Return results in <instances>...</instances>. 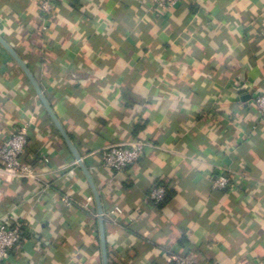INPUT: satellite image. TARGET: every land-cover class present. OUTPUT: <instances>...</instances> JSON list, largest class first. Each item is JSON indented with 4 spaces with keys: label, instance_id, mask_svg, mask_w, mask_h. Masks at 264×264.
<instances>
[{
    "label": "crops",
    "instance_id": "0c3cea01",
    "mask_svg": "<svg viewBox=\"0 0 264 264\" xmlns=\"http://www.w3.org/2000/svg\"><path fill=\"white\" fill-rule=\"evenodd\" d=\"M0 0L22 59L101 200L107 264H264V0ZM22 126L36 176L0 173V221L27 226L0 264H102L91 188L26 75L0 44V143ZM145 141L123 171L113 144ZM223 172L231 188L214 190ZM161 185L167 198H147ZM66 195L71 205L61 202ZM92 197L91 201L87 198ZM118 208V212L115 209Z\"/></svg>",
    "mask_w": 264,
    "mask_h": 264
},
{
    "label": "built area",
    "instance_id": "2783aa9c",
    "mask_svg": "<svg viewBox=\"0 0 264 264\" xmlns=\"http://www.w3.org/2000/svg\"><path fill=\"white\" fill-rule=\"evenodd\" d=\"M154 6L169 9L180 0H151ZM54 8V0H40L39 9L43 15H48ZM253 106L259 114L264 117V90L253 100ZM27 127L22 126L13 131L10 136L0 143V173L6 178L31 179L36 174L32 167L22 160V154L27 144ZM148 144L142 140H135L130 144H113L102 152L103 165L112 171H123L128 166L139 160ZM233 176L230 172L218 174L212 181L214 190H226L231 188ZM166 191L161 185H155L148 193V200L154 204L163 201ZM88 201L92 197L87 198ZM61 202L71 205V200L66 195L61 197ZM118 212V208L115 209ZM27 226L23 222H14L9 219L0 221V263L5 261L10 251L17 247L23 238ZM171 264H195L190 258L175 256Z\"/></svg>",
    "mask_w": 264,
    "mask_h": 264
},
{
    "label": "water",
    "instance_id": "95a60500",
    "mask_svg": "<svg viewBox=\"0 0 264 264\" xmlns=\"http://www.w3.org/2000/svg\"><path fill=\"white\" fill-rule=\"evenodd\" d=\"M0 44L6 49V51L11 55V57L17 62V64L20 66L24 74L26 75L27 79L29 80L30 84L32 85L33 89L35 90L41 104L45 108L47 114L51 118L53 124L55 125L56 129L58 130L59 134L65 141L66 145L68 146L69 150L73 154L77 164L79 165L81 171L83 172L90 188L93 194V198L96 204L97 214H98V225H99V241H100V248H101V258H102V264H107V248H106V242H105V233H104V226H103V217H102V207H101V200L99 197V194L97 192V189L95 188L93 181L91 179V176L87 170V168L84 166V164L81 161V158L76 151L74 145L72 144L69 136L61 126L60 122L58 121L57 117L54 115L51 107L49 106L47 100L45 99L44 95L42 94L35 78L31 74L29 68L25 65V63L22 61V59L17 55V53L9 46L7 45L2 38H0Z\"/></svg>",
    "mask_w": 264,
    "mask_h": 264
},
{
    "label": "trees",
    "instance_id": "16d2710c",
    "mask_svg": "<svg viewBox=\"0 0 264 264\" xmlns=\"http://www.w3.org/2000/svg\"><path fill=\"white\" fill-rule=\"evenodd\" d=\"M165 191H166V189H165ZM166 198H167V194H165V197H164V199H163L162 202H164V200H166ZM162 202H160V203H158V204H161ZM26 230H27V229H26ZM25 235H26V231H25L24 234H23V238H24ZM23 238H22V240H23Z\"/></svg>",
    "mask_w": 264,
    "mask_h": 264
}]
</instances>
